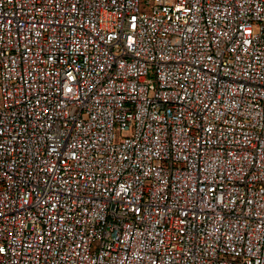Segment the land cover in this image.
Returning <instances> with one entry per match:
<instances>
[{
    "label": "built area",
    "instance_id": "1",
    "mask_svg": "<svg viewBox=\"0 0 264 264\" xmlns=\"http://www.w3.org/2000/svg\"><path fill=\"white\" fill-rule=\"evenodd\" d=\"M0 264H264V0H0Z\"/></svg>",
    "mask_w": 264,
    "mask_h": 264
}]
</instances>
